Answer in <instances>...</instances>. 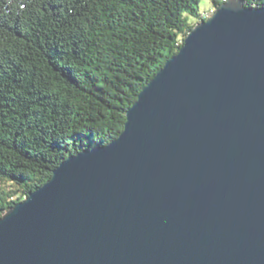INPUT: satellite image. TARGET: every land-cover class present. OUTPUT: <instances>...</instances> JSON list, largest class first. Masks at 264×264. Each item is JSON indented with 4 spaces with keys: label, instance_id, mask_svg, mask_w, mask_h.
<instances>
[{
    "label": "water",
    "instance_id": "95a60500",
    "mask_svg": "<svg viewBox=\"0 0 264 264\" xmlns=\"http://www.w3.org/2000/svg\"><path fill=\"white\" fill-rule=\"evenodd\" d=\"M0 264H264V6L193 25L116 138L0 216Z\"/></svg>",
    "mask_w": 264,
    "mask_h": 264
},
{
    "label": "trees",
    "instance_id": "16d2710c",
    "mask_svg": "<svg viewBox=\"0 0 264 264\" xmlns=\"http://www.w3.org/2000/svg\"><path fill=\"white\" fill-rule=\"evenodd\" d=\"M210 1L203 14L199 0H0V216L68 154L120 134L141 88L226 0Z\"/></svg>",
    "mask_w": 264,
    "mask_h": 264
},
{
    "label": "rangeland",
    "instance_id": "374dc122",
    "mask_svg": "<svg viewBox=\"0 0 264 264\" xmlns=\"http://www.w3.org/2000/svg\"><path fill=\"white\" fill-rule=\"evenodd\" d=\"M211 8H212V3L210 0H199V9L201 13L206 14L205 12L209 11ZM191 21H194V19L193 20L191 19ZM196 21L200 22V20H196Z\"/></svg>",
    "mask_w": 264,
    "mask_h": 264
}]
</instances>
